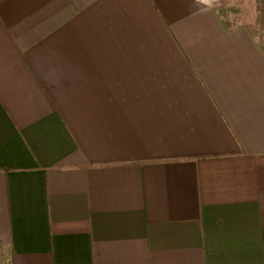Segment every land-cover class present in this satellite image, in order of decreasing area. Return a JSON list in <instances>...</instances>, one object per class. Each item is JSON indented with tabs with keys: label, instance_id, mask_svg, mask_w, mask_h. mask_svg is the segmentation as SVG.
Wrapping results in <instances>:
<instances>
[{
	"label": "crops",
	"instance_id": "1",
	"mask_svg": "<svg viewBox=\"0 0 264 264\" xmlns=\"http://www.w3.org/2000/svg\"><path fill=\"white\" fill-rule=\"evenodd\" d=\"M233 2L0 0V264H264V0Z\"/></svg>",
	"mask_w": 264,
	"mask_h": 264
},
{
	"label": "rangeland",
	"instance_id": "2",
	"mask_svg": "<svg viewBox=\"0 0 264 264\" xmlns=\"http://www.w3.org/2000/svg\"><path fill=\"white\" fill-rule=\"evenodd\" d=\"M232 5H228V8L226 9V19L230 23H235V20H238L239 18H247V19H253L256 14H258L259 6L255 5V0H233ZM242 1L243 3H249L252 2L251 5H240L239 2ZM255 22V21H254ZM250 24H254L251 22Z\"/></svg>",
	"mask_w": 264,
	"mask_h": 264
}]
</instances>
